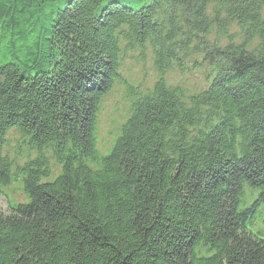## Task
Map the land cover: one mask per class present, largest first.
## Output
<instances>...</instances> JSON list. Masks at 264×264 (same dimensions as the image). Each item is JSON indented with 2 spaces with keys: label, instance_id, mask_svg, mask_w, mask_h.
Here are the masks:
<instances>
[{
  "label": "trees",
  "instance_id": "16d2710c",
  "mask_svg": "<svg viewBox=\"0 0 264 264\" xmlns=\"http://www.w3.org/2000/svg\"><path fill=\"white\" fill-rule=\"evenodd\" d=\"M195 66L197 91L169 77ZM247 182L264 199V0H0V194L27 198L0 207V264H264Z\"/></svg>",
  "mask_w": 264,
  "mask_h": 264
},
{
  "label": "rangeland",
  "instance_id": "374dc122",
  "mask_svg": "<svg viewBox=\"0 0 264 264\" xmlns=\"http://www.w3.org/2000/svg\"><path fill=\"white\" fill-rule=\"evenodd\" d=\"M238 30L239 29L233 25L231 32L239 34ZM255 44H257V42L254 44L252 43V46ZM204 70L206 71L205 73H207L208 70L206 67L195 66L185 73L173 72L169 77H173V81H179L188 86L191 91H197L206 86ZM121 74L127 78L133 87H139L141 90L148 88L156 76V72L150 60L143 61L134 58L127 59V63ZM132 88L128 89L123 84L117 83L113 90L103 98L96 127L97 145L102 151H107L112 145L115 139H113V137L116 126L118 125L119 127L127 117L130 100L129 91ZM25 198L26 196L22 190L21 184L14 183L12 186L5 187V190L1 192L0 207L3 210L8 209L10 208V202L12 199L18 201L26 200L27 198ZM240 207H244L243 201ZM263 223L264 214L258 211L253 222H248V228L253 231L261 230L264 232V225H260Z\"/></svg>",
  "mask_w": 264,
  "mask_h": 264
}]
</instances>
